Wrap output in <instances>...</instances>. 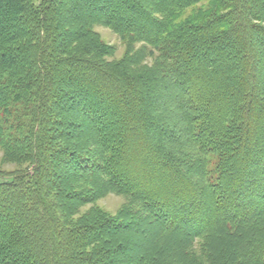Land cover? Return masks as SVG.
<instances>
[{
  "label": "trees",
  "instance_id": "1",
  "mask_svg": "<svg viewBox=\"0 0 264 264\" xmlns=\"http://www.w3.org/2000/svg\"><path fill=\"white\" fill-rule=\"evenodd\" d=\"M0 151V264H264V0H0Z\"/></svg>",
  "mask_w": 264,
  "mask_h": 264
},
{
  "label": "rangeland",
  "instance_id": "2",
  "mask_svg": "<svg viewBox=\"0 0 264 264\" xmlns=\"http://www.w3.org/2000/svg\"><path fill=\"white\" fill-rule=\"evenodd\" d=\"M96 30L101 34V38L103 39V41L115 46V58H121L122 56H124L127 50V46L122 41V39L118 34H116L114 31L104 26H97ZM1 157H2V153L0 151V166L6 167V165H2ZM7 168H9L8 165ZM124 202H125L124 197L110 193L100 198L98 201H96L95 205H97L99 208L105 209L110 213H114L119 209V207L122 206V204H124ZM89 207L90 205H87L83 208V210L88 209ZM150 228H151V224L142 225V226H134V225L131 226L133 236L131 235L130 236L133 237L132 239L133 245L138 250V251H136V249L129 250L132 251L131 252L132 261H134L137 258L138 256L137 252L144 250L146 248L145 246L148 244L151 236ZM129 251H125L122 255H126V256L129 255L130 254Z\"/></svg>",
  "mask_w": 264,
  "mask_h": 264
}]
</instances>
